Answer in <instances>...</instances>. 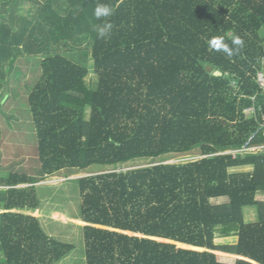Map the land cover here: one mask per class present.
Instances as JSON below:
<instances>
[{
    "label": "trees",
    "instance_id": "trees-1",
    "mask_svg": "<svg viewBox=\"0 0 264 264\" xmlns=\"http://www.w3.org/2000/svg\"><path fill=\"white\" fill-rule=\"evenodd\" d=\"M17 2L0 0V16L10 23H0V92L11 96L16 55L9 49L26 29L12 23L27 20L15 11ZM97 3L116 9L107 40L93 30L102 23L93 15ZM37 12L41 31L56 35L70 52L69 39H90L97 81H85L87 56L79 61L54 52L41 59L24 97L38 170L14 169L21 161L0 165V264H57L75 249L21 212L40 208L35 183L45 175L93 165L116 169L195 150L198 159L74 180L81 201L73 218L84 223L85 264H253L217 255L264 264V204L256 199L264 195V153H227L245 144L261 119L259 95L255 113L244 110L258 94L264 0H65L58 10L47 1ZM233 35L244 40L233 57L209 50V38L224 36L231 46ZM263 140L256 134L249 144ZM245 165L253 169L229 171ZM247 206L256 208L257 221L244 220Z\"/></svg>",
    "mask_w": 264,
    "mask_h": 264
},
{
    "label": "rangeland",
    "instance_id": "rangeland-1",
    "mask_svg": "<svg viewBox=\"0 0 264 264\" xmlns=\"http://www.w3.org/2000/svg\"><path fill=\"white\" fill-rule=\"evenodd\" d=\"M6 1L11 2L12 0ZM47 1L52 3V8L55 10H58L59 5L65 2V0H53L55 2L51 0H18L15 11L21 19L25 18L27 20H23L24 23L20 20H17L19 23L14 20L12 23L17 29L26 24L25 31L19 32V34H22L19 44L11 46L9 49L10 52L16 55L8 78L9 85L14 88L15 95L12 94L11 96L7 92L5 93L4 90L0 92L2 103V113L0 112V165L8 166L11 162L21 161L20 164L13 165L14 169L26 172L32 171L31 173H34V175L38 170V164L33 155L36 137L24 97H26L39 76V66L43 56L48 53L59 52L70 55L79 61H82L81 56H87L85 63L89 73L85 77V81L88 85H93L97 81V75L93 72V62L90 59V39L87 37H81L75 41L69 39L68 44L74 50V52H70L69 47H66L56 35L47 30L41 31L39 22L42 21V18L38 15L37 10L41 9ZM4 19L7 18L0 16V23L4 21L5 25L9 26L10 23ZM261 35L264 36V28ZM247 116H250V114H247ZM88 117L89 110H86L85 118ZM200 157L199 151L195 150L189 154L164 156L154 160L139 159L123 164L116 169L93 165L82 171H73V174L68 171H60L53 175H45L35 183L41 198L40 208L21 212L38 217L47 234L75 245L73 252L57 264H85L84 242L82 232L79 229V226L84 225V223L82 224L80 219L73 218L78 215L81 201L78 185L74 181L76 178L113 170L126 171L158 162L181 163ZM239 170L246 171L248 168ZM225 200V198H221L213 200V202H223ZM233 240L234 238H219L217 242L223 243ZM217 256L221 261H235L231 257Z\"/></svg>",
    "mask_w": 264,
    "mask_h": 264
},
{
    "label": "clouds",
    "instance_id": "clouds-1",
    "mask_svg": "<svg viewBox=\"0 0 264 264\" xmlns=\"http://www.w3.org/2000/svg\"><path fill=\"white\" fill-rule=\"evenodd\" d=\"M115 12L116 9L106 3H97L94 7V17L102 21L101 24L93 26L98 39L107 40L111 38L114 25L110 18L115 15ZM230 39L231 46L225 42L224 36H213L207 40V45L210 51L222 52L231 58L243 48L244 40L239 35H233Z\"/></svg>",
    "mask_w": 264,
    "mask_h": 264
},
{
    "label": "built area",
    "instance_id": "built-area-1",
    "mask_svg": "<svg viewBox=\"0 0 264 264\" xmlns=\"http://www.w3.org/2000/svg\"><path fill=\"white\" fill-rule=\"evenodd\" d=\"M255 84L257 86L258 94L251 96L250 99L252 100L253 104L250 107H247L244 112L245 114H254L257 104V96H260L261 105H258V110L261 111V119L258 123V127L253 132V134L249 137L248 141L243 144L240 148L232 149L227 151V153H230L232 156H236L237 154H245V153H256V152H263L264 153V140L261 143L250 145L249 142L252 140V138L256 134H262L264 137V57L260 60V67L257 69L255 77ZM261 202L264 204V195H262L261 199L259 198Z\"/></svg>",
    "mask_w": 264,
    "mask_h": 264
},
{
    "label": "crops",
    "instance_id": "crops-1",
    "mask_svg": "<svg viewBox=\"0 0 264 264\" xmlns=\"http://www.w3.org/2000/svg\"><path fill=\"white\" fill-rule=\"evenodd\" d=\"M244 168H248V170H239V169H244ZM238 169V170H235ZM253 169V167L251 165H245V166H237V167H231L229 168L230 172H247V171H251ZM262 195H258L256 197V199L261 198ZM243 217L244 220L246 222H255L257 221V210L255 207L253 206H247L243 208ZM238 257V255H236ZM236 260V258H234ZM221 261V260H220ZM225 262V261H223ZM228 263H233V262H228Z\"/></svg>",
    "mask_w": 264,
    "mask_h": 264
},
{
    "label": "water",
    "instance_id": "water-1",
    "mask_svg": "<svg viewBox=\"0 0 264 264\" xmlns=\"http://www.w3.org/2000/svg\"><path fill=\"white\" fill-rule=\"evenodd\" d=\"M215 74L217 75V74H220V72L219 71H215ZM129 233V232H128ZM168 242H171V243H174L175 245H177L178 247H183V248H187V249H193L194 250V248H192L193 246H191V245H187V244H183V243H179V242H175V241H168ZM197 250H199V249H197ZM201 250H203V249H201ZM236 259H245V260H247V261H250L251 263H253V264H258L257 262H255V261H253V260H250V259H248V258H245V257H243L242 258V256L241 257H236Z\"/></svg>",
    "mask_w": 264,
    "mask_h": 264
}]
</instances>
